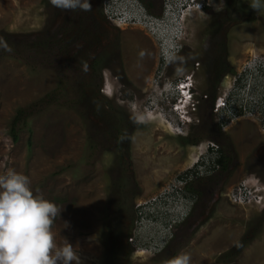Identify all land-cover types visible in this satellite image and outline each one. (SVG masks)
Listing matches in <instances>:
<instances>
[{"label": "rangeland", "instance_id": "obj_1", "mask_svg": "<svg viewBox=\"0 0 264 264\" xmlns=\"http://www.w3.org/2000/svg\"><path fill=\"white\" fill-rule=\"evenodd\" d=\"M248 2L208 0L206 8L187 16L184 46L203 55L208 41L210 45L219 35L226 39L221 50L224 65L233 71L253 54L264 56V10L257 12ZM99 3L90 0L88 12H65L54 8L49 0H0V174L14 169L27 175L33 192L56 204L60 213L52 224L55 242L59 245L66 239L77 251L80 264H168L182 252L190 255V264H264V203L235 204L231 199L239 182H245L252 192L264 189V162L257 154L264 145V132L258 122L240 119L225 129L211 122L204 127L208 132L197 135L199 140L186 136V122L177 125L178 115L169 99L159 100L164 90L155 82L158 55L154 43L138 27H117L104 18L95 19ZM67 22L78 24L79 32L85 30L96 42L99 40L100 46L80 56L78 48L84 43L78 40L74 49L77 55L71 54L65 67H61L63 61H52L42 52L35 55L31 51L27 62L17 58L38 32L56 29L58 38L65 39L61 35ZM7 46L15 51L7 50ZM82 62L88 65L86 72ZM174 66V62L168 66L169 72ZM115 72L129 80L134 91L118 84ZM183 73L188 74V69L168 75L163 86L170 88L169 82ZM229 75H221L220 85L228 82ZM89 77L97 98L90 106L87 101L73 108L65 104L47 108L43 104L35 116L29 111V107L36 110L39 98L55 88L80 90L90 83ZM144 78L142 91L139 84ZM192 82L196 105L202 102V93H209L203 102L205 114L211 118V85L206 89L203 73ZM19 108L31 113L27 119L30 130L16 126L18 138L14 142L10 127ZM196 117L198 114H190L194 123ZM131 126L126 148L124 139ZM209 143L222 147V152L235 160V165L227 164L230 169L216 197L218 187L207 183L214 178L210 172L217 165L207 171L196 169V160L206 157L211 166L218 155L217 150L206 147ZM193 170L200 177L190 182L195 189L203 186L200 195L191 191L190 182L180 185L179 199L171 204L173 208L167 207L174 212L172 217L142 220L146 227L140 233H145L146 239L159 230L158 250L133 249L130 254L109 258L105 223L112 205L118 204L121 211L127 210L134 217L139 204L152 206L158 214L159 207L152 200L176 184L184 172ZM120 210L114 209L113 217L119 216ZM242 237L248 242L227 259L223 254Z\"/></svg>", "mask_w": 264, "mask_h": 264}, {"label": "built area", "instance_id": "obj_2", "mask_svg": "<svg viewBox=\"0 0 264 264\" xmlns=\"http://www.w3.org/2000/svg\"><path fill=\"white\" fill-rule=\"evenodd\" d=\"M207 5L208 0H159L158 10L151 13L140 0H100L101 12L105 20L117 27H138L145 31L156 45L158 55L156 77L158 78L168 71L170 64L165 59V52L175 50L178 53L181 49L187 16L194 11L203 10ZM177 73L173 72L170 75ZM228 79L227 83H222L223 85L218 87L210 103L209 113L214 123L220 129H225L239 119H252L258 122L260 130L264 132V56L251 55L234 73L229 75ZM188 80H179L177 76L169 83L182 89L183 82ZM173 107L175 110L179 109L178 105ZM195 107L196 102H192L191 109L194 110ZM209 145L212 150H217V146L210 143ZM196 162V169L200 171H207L210 167L216 166L212 162L210 166L206 157ZM194 177L197 178V172L194 170L184 172L177 178L176 184H171L152 200L154 205L159 207L158 214L152 206L143 207L142 204L136 206L137 219L133 232L127 239L135 251L158 250L160 239L157 238V232L159 230L146 239L145 233H140L146 227V224H142V220L150 219V216L151 219L158 220L172 217L174 212L167 207L173 208L171 204L177 201V198L179 199L180 185L192 182ZM251 190L247 188L245 182H239L231 193L233 203L252 202L262 205L264 189L258 188L254 192Z\"/></svg>", "mask_w": 264, "mask_h": 264}, {"label": "clouds", "instance_id": "obj_3", "mask_svg": "<svg viewBox=\"0 0 264 264\" xmlns=\"http://www.w3.org/2000/svg\"><path fill=\"white\" fill-rule=\"evenodd\" d=\"M49 2L65 12L77 9L88 12L92 8L90 0ZM248 4L257 12L264 10V0H249ZM140 56H144L143 51ZM165 59L171 63L182 62L184 58L169 50ZM82 68L88 70L86 62H82ZM174 86L164 87L161 99H169L178 122L183 125L194 112L191 109V103L195 102L194 87L190 80L183 82L182 89ZM174 105L179 109L175 110ZM58 213L60 210L53 201L33 192L27 175L14 169L0 174V264H80L77 251L66 239L59 245L55 242L52 224ZM190 261V255L182 252L170 258L168 264H190Z\"/></svg>", "mask_w": 264, "mask_h": 264}, {"label": "trees", "instance_id": "obj_4", "mask_svg": "<svg viewBox=\"0 0 264 264\" xmlns=\"http://www.w3.org/2000/svg\"><path fill=\"white\" fill-rule=\"evenodd\" d=\"M140 1L143 3L147 11L151 13L156 12V11H153L152 9L155 7V5L157 6V4L159 3V0H148V1L140 0ZM93 17H95V19L104 18L101 12L100 3H99V9L96 8V12L94 11ZM78 26H79L78 24L72 25L70 22H67L65 24V27H63L62 29L63 35H61V36H64L65 39L58 38L59 35L57 34L56 29L54 31H50L47 33H45L44 31L41 33L38 32L35 35L34 39L32 40V43H28V46H25V48L22 50V53H20L17 56V58H23V60L27 62V61H30L29 56L31 55L30 54L31 51L35 52L34 53L35 55H38L40 52H42L43 54L47 56V58L51 59L52 61H56V60L63 61V63L61 64V67H63L64 64H66V62L70 63V60L72 59L71 54H74L73 56H75L76 50L74 49H75V44L78 40L83 41L84 43L82 47L78 48L80 52L77 54H79L80 56L81 55L84 56L83 54L85 52L88 53L89 50H93L95 48L93 46L95 45L97 49L98 46H100L99 40H97L96 42V39L94 40V36L90 37L89 35H87V32H85V30L84 32L81 31L80 33L79 32L80 29L78 30ZM74 27H76L75 30L72 29ZM6 49L10 50L12 53L15 51V48H11L10 46H7ZM224 73L232 74L234 73V71L231 67L226 65L223 71V74ZM61 76L62 74L58 75V77H61ZM63 78H65L64 75H63ZM88 81H90V83L89 82L85 83L86 85H84L82 89L80 90L78 89L76 91L75 89L69 90V88L68 89H60L58 87L55 88L51 92L45 94L43 97L39 98L38 100L39 102H38V106L36 110L33 111V109H30L29 107V111H31V113H34V116H35L36 113H38L39 111L40 112L42 111L41 109H42L43 104L47 108H49L50 105L57 106V107L59 106L65 107L66 105V107L68 108H73L74 105H78L80 102L87 101L90 106V103L97 100V98L94 97L95 96L94 93L96 91H95V88L93 87V83H91L92 80L90 77ZM213 88L214 86L212 87V90H213L212 98H214V95H215V90ZM62 100L65 102L61 103L63 102ZM26 111H27V108L17 109L11 121L10 133H11L12 140L14 142L18 138L16 126H18V128L21 127V128L29 129L27 127V119L31 117V113L30 112L26 113ZM217 152L219 154L213 160V163H215L216 165L225 167L227 165V162L229 161L228 156L225 155L221 150H218ZM128 164L130 165L129 162ZM190 189L191 191L193 190V193H195L196 196L200 195L199 189L197 190V187L195 189L192 183H191ZM114 209L115 211L120 210L118 204L115 203L112 205V208H110L111 212L109 213L108 220L105 223V231H106L105 233L106 243L105 244H106L107 254L109 255V258H114L118 254L126 255L132 252L133 247L129 244L127 239L133 232V229H134L132 225L133 221L135 223L137 219L136 211H135V217H136L135 218L127 210H122V211L120 210L121 213H119V216H116L115 218L113 217ZM180 224L182 225V223ZM247 242H248V239L247 238L245 239L244 237H242L241 240L236 244V246L233 249H231L230 251L226 252V254H223V255H227V259H232L235 255L238 254V252L241 250L243 246H245Z\"/></svg>", "mask_w": 264, "mask_h": 264}, {"label": "flooded vegetation", "instance_id": "obj_5", "mask_svg": "<svg viewBox=\"0 0 264 264\" xmlns=\"http://www.w3.org/2000/svg\"><path fill=\"white\" fill-rule=\"evenodd\" d=\"M145 1H148V0H145ZM158 6H159V3L157 4V7ZM210 43L211 44L209 45V41H208V45L205 48V49H207V51L205 50L203 52V55H202L201 51H196V52L195 51H189L188 50L189 46L185 47L184 46L185 43L182 41L181 49L177 53V55L182 56L184 58L183 61L182 62H174L175 66L171 69L170 72H169V70H168L169 68H168L167 69L168 71H166L162 76H159L158 80L155 81L157 83V86L158 87L161 86V88L163 89L164 80L168 77V75L172 74L173 72H179L181 70L188 69V74L187 73H183L182 75L179 74V76H178L179 80L185 81V80L189 79L190 81H192V78L196 77V75L198 73H203V75L205 76V82H206V86H207L206 89L209 88V86L211 85V87L214 86L213 89L216 92L218 87L220 86V80L222 78V76L220 77V75L223 74V71L225 69V65H224L225 58L221 56L222 55L221 50H222V47L226 46V39H223L222 37H220L218 35V37L214 38V40H211ZM154 47L156 48V45H154ZM156 51H157V49H156ZM153 52L154 53L151 54L152 60L154 59L155 51H153ZM197 56H199V57H197ZM111 59L114 60V58H111ZM171 63L169 64V66L171 65ZM151 64H153V62ZM178 69H179V71H178ZM111 72H113V70ZM114 78L117 79L118 84L129 86V89H132V91H134L133 90L134 88H132V84L130 83V81L127 79L124 80L122 78V76L120 75V73L115 72ZM145 79L146 78H144V81L139 84L142 91L146 85ZM192 85H193V87H195L194 82H192ZM201 98H202V102L207 101L209 98V93L208 92L202 93ZM159 100H161V102H162L161 98ZM202 102H197V105L194 109V113L198 114L199 118L196 117L195 123L192 122L191 118H189V120L186 122V125H185L186 129H187L186 136H188V137H189V135H192L194 137V136L200 135L202 133L208 132V130H206L204 127L207 124L212 125L211 122H213V125L215 126V123L211 117V114H210L211 118H209V116H207L205 114V103L204 102L202 103ZM209 120H211V121H209ZM178 124H180V123L177 122V125ZM194 125H196L195 128H193ZM131 128H132V126L128 129L127 134H126L125 139H124V144H125L124 146H127L126 148L129 147V144L131 141L130 136H129V134L131 132ZM192 128H193V130H192ZM196 138H198V140H199L201 137L197 136ZM195 142L198 143L199 141L196 140ZM218 150L223 151L222 147L219 148V146L217 148V151ZM257 151H258L257 154H259L258 158H259L260 162L263 163L264 162V145H260ZM224 154L227 155L226 153H224ZM227 156L229 159L227 164L231 163V166L235 165V160L232 159L231 156H229V155H227ZM229 169H230V167H228V169H227V165L225 167L217 165V167L215 169H213L212 172H210L215 176L212 179L209 178V181L207 184H213V185L215 184L214 186H212L213 188L218 187L217 191L214 190L215 191V193H214L215 197L217 196V192H220V186L222 185V182L225 181L226 173H227V171H229ZM199 177H197V178H199ZM208 177L209 176H207V178ZM204 185H206V184H204ZM202 187L203 186H199V189H201ZM197 190H198V187H197ZM193 211H194V207H192L190 209V212L188 214L189 217L191 216ZM150 218H151V216H150Z\"/></svg>", "mask_w": 264, "mask_h": 264}, {"label": "crops", "instance_id": "obj_6", "mask_svg": "<svg viewBox=\"0 0 264 264\" xmlns=\"http://www.w3.org/2000/svg\"><path fill=\"white\" fill-rule=\"evenodd\" d=\"M101 91L104 92V88H103V90H101ZM104 93H106V92H104ZM239 120H240V119H239ZM235 122L237 123V122H240V121L237 120V121H235ZM235 122H234V123H235Z\"/></svg>", "mask_w": 264, "mask_h": 264}, {"label": "bare ground", "instance_id": "obj_7", "mask_svg": "<svg viewBox=\"0 0 264 264\" xmlns=\"http://www.w3.org/2000/svg\"><path fill=\"white\" fill-rule=\"evenodd\" d=\"M105 91V90H104Z\"/></svg>", "mask_w": 264, "mask_h": 264}]
</instances>
